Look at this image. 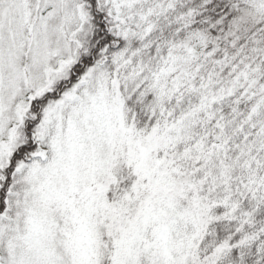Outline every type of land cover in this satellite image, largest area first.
<instances>
[{"label": "snow or ice", "instance_id": "snow-or-ice-1", "mask_svg": "<svg viewBox=\"0 0 264 264\" xmlns=\"http://www.w3.org/2000/svg\"><path fill=\"white\" fill-rule=\"evenodd\" d=\"M0 264H264V0H0Z\"/></svg>", "mask_w": 264, "mask_h": 264}]
</instances>
